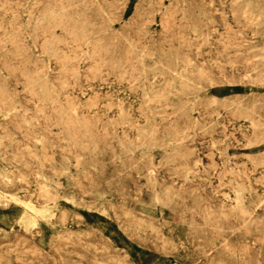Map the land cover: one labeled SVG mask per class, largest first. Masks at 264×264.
<instances>
[{
	"label": "rangeland",
	"instance_id": "374dc122",
	"mask_svg": "<svg viewBox=\"0 0 264 264\" xmlns=\"http://www.w3.org/2000/svg\"><path fill=\"white\" fill-rule=\"evenodd\" d=\"M0 264H264V0H0Z\"/></svg>",
	"mask_w": 264,
	"mask_h": 264
},
{
	"label": "bare ground",
	"instance_id": "6f19581e",
	"mask_svg": "<svg viewBox=\"0 0 264 264\" xmlns=\"http://www.w3.org/2000/svg\"><path fill=\"white\" fill-rule=\"evenodd\" d=\"M56 15V14H55ZM92 26V25H91ZM91 28V27H90ZM82 30V29H81ZM93 31V30H92ZM84 34H85V31H84ZM141 53V52H140ZM149 84V83H148ZM147 87V86H146ZM144 88H145V86H144ZM110 89V88H109ZM146 122V121H145ZM197 126V125H196ZM138 130V129H137ZM185 130V129H184ZM183 130V131H184ZM181 135V134H180ZM138 140V139H137ZM250 146V145H249ZM77 162V161H76ZM8 181V180H7ZM46 187V186H45ZM235 195V194H234ZM167 198V197H166ZM156 201H157V198H156ZM27 206H29V204H26ZM30 208V207H29ZM160 210V209H159ZM160 212V211H159ZM208 213V212H207ZM63 220H64V218H63Z\"/></svg>",
	"mask_w": 264,
	"mask_h": 264
}]
</instances>
